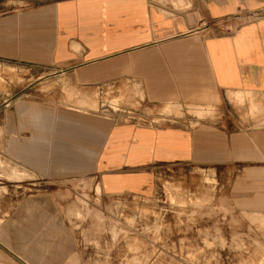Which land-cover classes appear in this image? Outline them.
Returning <instances> with one entry per match:
<instances>
[{
    "label": "crops",
    "instance_id": "1",
    "mask_svg": "<svg viewBox=\"0 0 264 264\" xmlns=\"http://www.w3.org/2000/svg\"><path fill=\"white\" fill-rule=\"evenodd\" d=\"M5 1L0 62L33 77L0 94L3 159L21 175L144 196L171 171L233 164L240 141L258 139L264 150V131L235 107L241 95L246 109L248 94L264 106V0ZM179 107L216 120L191 125L186 115L156 120L144 110ZM236 122L245 133H235ZM10 185L0 195V264L85 256L86 244L71 243L74 230L59 224L53 185L13 195Z\"/></svg>",
    "mask_w": 264,
    "mask_h": 264
},
{
    "label": "rangeland",
    "instance_id": "2",
    "mask_svg": "<svg viewBox=\"0 0 264 264\" xmlns=\"http://www.w3.org/2000/svg\"><path fill=\"white\" fill-rule=\"evenodd\" d=\"M27 1L7 0L5 5ZM170 1L175 7L182 4ZM29 77L26 67L0 62V94L8 83L21 87L32 81ZM61 90L66 95L74 92ZM237 99L240 121L250 117L252 125L264 131L260 118L264 106L248 94L243 109V96ZM144 110L156 120L186 115L191 125L202 118L216 120L215 113L192 107ZM234 129L240 135L244 132L241 122ZM2 149L0 137V195L4 181L11 182L5 192L12 195L47 193L51 185L60 195V226L74 230L71 243L86 244L85 256L68 257L66 264H264V150L258 139L235 145L233 164L188 165L185 172L171 171L158 178L153 194L144 196H106L95 181L50 182L26 172L21 175L13 162L3 159ZM3 165H12L10 172L4 174Z\"/></svg>",
    "mask_w": 264,
    "mask_h": 264
}]
</instances>
